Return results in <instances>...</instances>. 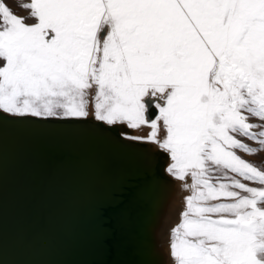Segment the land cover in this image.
<instances>
[{
  "label": "snow or ice",
  "instance_id": "1",
  "mask_svg": "<svg viewBox=\"0 0 264 264\" xmlns=\"http://www.w3.org/2000/svg\"><path fill=\"white\" fill-rule=\"evenodd\" d=\"M22 7L0 0V120L147 130L128 139L167 154L189 193L172 264H264V167L238 154L264 152V0Z\"/></svg>",
  "mask_w": 264,
  "mask_h": 264
},
{
  "label": "water",
  "instance_id": "2",
  "mask_svg": "<svg viewBox=\"0 0 264 264\" xmlns=\"http://www.w3.org/2000/svg\"><path fill=\"white\" fill-rule=\"evenodd\" d=\"M97 124L0 120V264H163L170 158Z\"/></svg>",
  "mask_w": 264,
  "mask_h": 264
},
{
  "label": "bare ground",
  "instance_id": "3",
  "mask_svg": "<svg viewBox=\"0 0 264 264\" xmlns=\"http://www.w3.org/2000/svg\"><path fill=\"white\" fill-rule=\"evenodd\" d=\"M146 131L147 130H145V132H139L138 130L132 129V132L123 131V133L126 137H130L133 135H145ZM152 146L156 148L155 145ZM169 163H170V159L168 164L166 165V169L169 166ZM168 175L170 177L168 178V184L171 188V192L166 199L162 219L156 229V239H157L158 249L161 251V253L163 252L165 255V257H163V264H172V260L169 256V234L171 229L176 225L177 220L180 217V213L184 210L185 207L184 197L189 194L186 190L183 189L182 187L183 182L178 181L176 179L175 180L172 179L171 178L172 176L169 173ZM162 185L163 183H161V186ZM144 255H145V263L149 262V259L151 257L150 254L148 255V253H145Z\"/></svg>",
  "mask_w": 264,
  "mask_h": 264
},
{
  "label": "rangeland",
  "instance_id": "4",
  "mask_svg": "<svg viewBox=\"0 0 264 264\" xmlns=\"http://www.w3.org/2000/svg\"><path fill=\"white\" fill-rule=\"evenodd\" d=\"M29 2L30 0H3V3H5V5L9 7L10 10L19 17L29 16V11L22 7V4L29 3ZM26 22L31 23L33 21L27 20ZM253 122H256V121L253 120ZM245 142L249 143L250 146L252 147L257 146L253 142H250V141H245ZM238 154L242 155L245 159L253 162L254 164L264 167V152H261L258 155H252V156H248L243 153H238ZM178 221L180 222V217L178 218L176 225L178 224Z\"/></svg>",
  "mask_w": 264,
  "mask_h": 264
}]
</instances>
